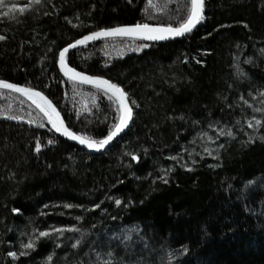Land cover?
I'll return each mask as SVG.
<instances>
[{
  "label": "trees",
  "instance_id": "16d2710c",
  "mask_svg": "<svg viewBox=\"0 0 264 264\" xmlns=\"http://www.w3.org/2000/svg\"><path fill=\"white\" fill-rule=\"evenodd\" d=\"M164 2L5 0L28 7L0 8V79L42 91L72 131L101 139L115 105L64 78L59 52L100 28L178 26L190 0ZM204 16L185 38L104 39L68 56L139 105L107 153L65 140L29 101L0 90V264H90L108 250L123 264H264V0H205ZM123 43L148 47L121 53ZM72 226L86 234L78 248L80 234L67 231L20 255L39 231Z\"/></svg>",
  "mask_w": 264,
  "mask_h": 264
},
{
  "label": "snow or ice",
  "instance_id": "6c2138e0",
  "mask_svg": "<svg viewBox=\"0 0 264 264\" xmlns=\"http://www.w3.org/2000/svg\"><path fill=\"white\" fill-rule=\"evenodd\" d=\"M36 4H40L42 0H34ZM151 3V0H149ZM8 7L9 11H20L24 12L28 5L25 7H19L16 4L6 5L5 0H0V8ZM205 11V0H190V8L188 9V13L186 18L182 19L178 26H173V24L168 23L167 25L164 24H150V23H140L137 22L133 25H122L116 27H109V28H100L97 31H93L88 35H84L81 39H77L74 43H70L67 47L63 48L59 52V65L60 71L64 73L65 76L68 77L70 81L74 84L78 81L81 84H90L93 85L98 91L102 92L104 96L110 102H113L115 105V122L111 123L108 126L107 135H105L101 139H95L91 136H87L84 134H79L77 132L72 131L69 129L65 124L60 115V112L57 110L56 106L52 103L51 100L48 99L47 96L44 95L42 91H37L34 88L26 87L19 85L17 83H11L7 80L0 79V90L7 89L9 91L19 92L28 97L29 100L33 102L36 108L39 110L40 113L43 114V117L47 119V122L51 124L52 128L55 129L56 132L61 133L63 136L70 138L71 140L78 141L79 144L86 146L88 149L101 151L105 149L107 145L110 144L111 141L114 140L117 136H119L125 129L129 127V123L134 118V107H138L139 105L135 100L130 98V94L124 90V88L118 84L114 83L110 79H105L102 76L98 75H87L84 72L77 71L74 67H68L66 64V54L69 53L70 49L77 48L78 45H86L89 41H95L100 38H107V37H128L131 38L133 41L135 40H147V41H163L168 39H174L177 37H183L186 34L191 33L197 25L201 24L202 21L205 19L204 16ZM3 15L7 16L8 13H3ZM223 27V26H222ZM6 37L4 35H0V41L5 40ZM148 47L147 44L139 45L136 48H133V51H141L143 48ZM264 53V49L261 50ZM251 62L250 60L248 61ZM237 68L238 75H246L243 74L242 71L239 69V64L235 65ZM2 94V93H0ZM261 95H264L262 93ZM243 99V97H241ZM257 111H264V109H257ZM4 113L0 111V115ZM9 119H23L22 117L17 116H8ZM183 119V117H181ZM29 123H34V121L29 120ZM256 124L260 125L261 121L256 120ZM40 126H43L41 124ZM249 127H252L251 122L249 123ZM220 135L224 136L227 135L232 137L234 134L231 131L224 132L223 130L220 131ZM211 139V137H209ZM251 139V137H250ZM264 140V137H261ZM55 143L54 140H49L48 144L51 145ZM219 147H223V145H219ZM41 150L40 142L37 140L35 151L39 153ZM204 151L208 155H212V151L208 148H205ZM129 155H132L129 153ZM133 159H139V157L133 156ZM172 159H176L172 157ZM191 170V169H189ZM163 179L165 183H167V179L165 177H160ZM120 199H115V204L117 206L121 205ZM47 207V206H46ZM64 207L72 208V204H65ZM94 207L99 208L100 205H95ZM14 212H19V209H13ZM81 219V218H77ZM115 219V217H113ZM34 232L37 230L34 229ZM78 232L79 238L75 240V243L72 244L73 248H78L83 240L85 239V233L82 232L79 228L75 226L72 227H62V228H54L51 231H39L38 235L34 238H30L27 244H23L22 248L24 251L20 253V255H27L29 250H33L36 246V242L40 238H49L51 237L52 233H56L59 236H63L65 232ZM130 236H125L124 240H130ZM59 246V245H57ZM187 253V248L185 247L182 251V254ZM87 255V253H86ZM8 256L15 259L17 257V253L9 252ZM172 258V254H169V259ZM52 257L49 256L48 260L51 261ZM90 264H123V260L117 261L115 254L112 250H108L107 252H97L94 261H91Z\"/></svg>",
  "mask_w": 264,
  "mask_h": 264
},
{
  "label": "water",
  "instance_id": "95a60500",
  "mask_svg": "<svg viewBox=\"0 0 264 264\" xmlns=\"http://www.w3.org/2000/svg\"><path fill=\"white\" fill-rule=\"evenodd\" d=\"M202 24V23H201ZM201 24H199V25H197V27L195 28V29H197ZM122 26V25H121ZM194 29V30H195ZM193 30V31H194ZM192 31V32H193ZM191 32V33H192ZM191 33H189V34H186L185 36H183V37H177V38H174V39H168V40H163V41H148V42H152V43H156V44H161V43H165V42H169V41H174V40H177V39H181V38H185V37H187V36H189ZM90 34V33H89ZM88 35V34H87ZM111 38H127V39H131V38H128V37H107V38H100V39H98V40H95V41H89L86 45H78L77 46V48H75V49H70L69 50V53H67L66 54V64H67V66L68 67H72L69 63H68V56L73 52V51H75V50H77V49H79V48H81V47H84V46H87V45H91V44H93V43H95V42H98V41H100V40H104V39H111ZM81 39V38H80ZM141 41H147V40H141ZM75 42V41H74ZM74 42H72V43H74ZM67 47V46H66ZM65 48V47H64ZM58 70H59V73L64 77V78H66V79H68V77L67 76H65L64 75V73L62 72V71H60V65H59V58H58ZM77 71H80V70H78V69H76ZM80 72H82V71H80ZM85 73V72H84ZM85 74H87V75H91V74H88V73H85ZM98 76H100V75H98ZM103 77V76H102ZM105 78V77H104ZM105 79H107V78H105ZM69 80V79H68ZM8 81V80H7ZM9 82H11V81H9ZM11 83H13V82H11ZM76 83H78V84H81V83H79L78 81L76 82ZM19 85H21V84H19ZM81 85H86V86H91V87H94L93 85H90V84H81ZM22 86H25V85H22ZM26 87H28V86H26ZM4 91H9V90H7V89H3ZM35 90H37V89H35ZM125 90V89H124ZM37 91H39V90H37ZM126 91V90H125ZM9 92H12V93H15V94H18V95H20V96H22L24 99H26L27 101H29L32 105H34L33 104V102L31 101V100H29L28 99V97L27 96H25V95H23V94H21V93H19V92H15V91H9ZM44 95L45 96H47L48 97V99L49 100H51L50 99V97L48 96V95H46L45 93H44ZM52 101V100H51ZM52 103L54 104V102L52 101ZM55 105V104H54ZM35 106V105H34ZM56 106V105H55ZM36 107V106H35ZM56 108H57V110L60 112V115H61V117H62V119H63V121H64V124L68 127V125H67V122H66V120H65V118H64V116L62 115V113H61V111L58 109V107L56 106ZM133 112H134V118H133V120L129 123V127L127 128V129H125L124 130V132H122L119 136H117L116 138H114V140L113 141H111L110 142V144L109 145H107L106 147H105V149H103V150H101V151H95V150H91V149H88L86 146H84V145H81V144H79V142L78 141H74V140H71L70 138H68V137H65V136H63L61 133H58L62 138H64L65 140H67V141H69V142H71V143H73V144H75V145H77V146H80L82 149H85V150H87L88 152H90V153H96V154H103V153H107L112 147H113V145L118 141V140H120V138L121 137H123L124 135H126L127 134V132L130 130V128H131V126L133 125V123H134V121H135V118H136V113H135V111L133 110ZM47 120V119H46ZM51 125V124H50ZM52 127V126H51ZM69 128V127H68ZM70 129V128H69ZM55 130V129H54ZM56 132V131H55Z\"/></svg>",
  "mask_w": 264,
  "mask_h": 264
},
{
  "label": "rangeland",
  "instance_id": "374dc122",
  "mask_svg": "<svg viewBox=\"0 0 264 264\" xmlns=\"http://www.w3.org/2000/svg\"><path fill=\"white\" fill-rule=\"evenodd\" d=\"M169 1H174V0H165L164 5H163L164 6V10H167L166 9L167 8V3L169 4ZM153 12L154 11L152 10L151 13H153ZM131 49H133V47L123 43L122 48L119 51L121 53H126V52L130 51Z\"/></svg>",
  "mask_w": 264,
  "mask_h": 264
}]
</instances>
